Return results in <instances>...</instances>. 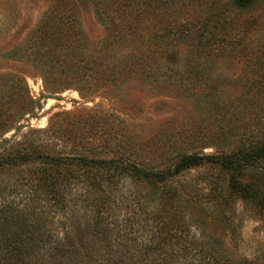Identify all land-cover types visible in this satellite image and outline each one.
<instances>
[{
	"label": "trees",
	"instance_id": "obj_1",
	"mask_svg": "<svg viewBox=\"0 0 264 264\" xmlns=\"http://www.w3.org/2000/svg\"><path fill=\"white\" fill-rule=\"evenodd\" d=\"M89 1L107 33L98 47L82 28L78 0H52L2 58L27 63L49 95L92 96L133 82L204 110L223 84L212 62L235 58L250 62L251 74L264 72V20L247 12L253 4ZM254 81L244 90L262 105L257 127L198 137L185 126L108 131L95 113L24 126L40 102L22 74L0 73V264H264V255H233L226 238L237 234L236 201L264 219V81ZM199 169L223 179L203 199L174 184ZM197 202L199 213L190 206Z\"/></svg>",
	"mask_w": 264,
	"mask_h": 264
},
{
	"label": "rangeland",
	"instance_id": "obj_2",
	"mask_svg": "<svg viewBox=\"0 0 264 264\" xmlns=\"http://www.w3.org/2000/svg\"><path fill=\"white\" fill-rule=\"evenodd\" d=\"M240 1L253 4L254 8L247 12L264 20V0ZM50 2L52 0H0V73L22 74L27 79L31 95L40 102L41 106L35 111L34 117L28 118V122H22L24 126L45 128L56 113H75L86 118L89 117L88 114L95 113L102 117L99 125L108 131L118 125L120 129L142 135L158 133L164 128L177 130L185 126L184 128L194 130L198 137H213L214 133L222 129L230 132L240 128L251 130L257 127L262 105L259 98H254L252 93L247 94L244 84L251 78L255 80L254 82L264 81V72L260 70L251 74L246 68L251 63L235 58H225L211 63V66H214L212 77L218 78L223 84L217 92L215 91L216 94L210 95L212 105L205 110L197 103L166 97L153 92L145 84L133 82L117 88H109L92 96H84L76 89L49 95L44 90L40 77L27 63L6 60L2 55L13 47L23 44L35 29ZM78 5L82 28L91 46L98 47L106 38V29L96 16L89 0H78ZM262 32L258 34V40L260 39L259 41L264 44L262 37L264 31ZM176 52L178 53L174 54L179 58L182 53L179 50ZM234 96L241 97L232 104ZM260 98L263 101L264 96ZM223 104L227 106V110L222 109ZM66 118L69 120V117ZM14 132L5 137L11 138ZM212 151L213 149L206 150V152ZM221 180H223L221 175L215 170L199 169L185 173L174 184L179 188L180 185L183 186L189 193L203 199L204 195L215 189L209 184ZM201 205L200 202L190 204L192 211L197 213L201 211ZM187 206L191 213L189 204ZM123 207L125 208L124 205ZM193 217L195 220L199 218V216ZM233 217L238 225L236 237L233 240L226 237L232 254L239 258H261L264 255V219L241 200L235 203Z\"/></svg>",
	"mask_w": 264,
	"mask_h": 264
}]
</instances>
